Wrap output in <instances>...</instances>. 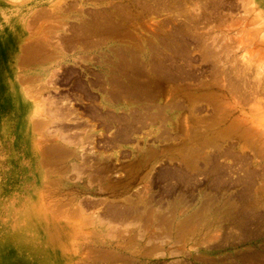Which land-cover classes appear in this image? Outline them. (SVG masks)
Here are the masks:
<instances>
[{
  "label": "rangeland",
  "instance_id": "obj_1",
  "mask_svg": "<svg viewBox=\"0 0 264 264\" xmlns=\"http://www.w3.org/2000/svg\"><path fill=\"white\" fill-rule=\"evenodd\" d=\"M0 264H264V0H0Z\"/></svg>",
  "mask_w": 264,
  "mask_h": 264
},
{
  "label": "bare ground",
  "instance_id": "obj_2",
  "mask_svg": "<svg viewBox=\"0 0 264 264\" xmlns=\"http://www.w3.org/2000/svg\"><path fill=\"white\" fill-rule=\"evenodd\" d=\"M97 37V36H96ZM71 144V143H70ZM65 152V151H64ZM198 200V199H197ZM72 212V211H71ZM82 213V212H81ZM85 213V212H84ZM87 219V218H86ZM186 221V220H185ZM174 223V222H173ZM199 223V222H198ZM174 228V227H173ZM163 229V228H162ZM182 230V229H181ZM183 231V230H182Z\"/></svg>",
  "mask_w": 264,
  "mask_h": 264
}]
</instances>
